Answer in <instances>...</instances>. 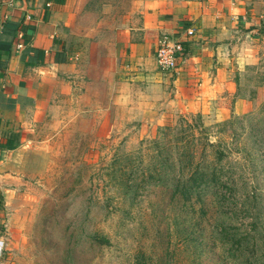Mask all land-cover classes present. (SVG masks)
<instances>
[{
	"label": "rangeland",
	"instance_id": "rangeland-1",
	"mask_svg": "<svg viewBox=\"0 0 264 264\" xmlns=\"http://www.w3.org/2000/svg\"><path fill=\"white\" fill-rule=\"evenodd\" d=\"M140 1L93 0L87 9L100 20L115 14L102 24L119 30L139 23ZM259 31L245 43L248 61L229 64L221 88L195 110L184 101L172 105L174 73L156 65L143 79L116 67L97 70L95 84L84 83L90 77L83 71L82 85L75 89L72 80L65 95L56 86L0 169L17 183L0 218V264H162L163 209H193L198 218L183 225H192L197 241L169 246L167 264H264V27ZM232 119L242 120L235 138L226 125ZM159 145L171 152L172 182L194 178L209 163L207 180L225 184L233 198L222 203L207 189L199 200L176 201L153 187ZM189 160L194 167L180 170L178 162Z\"/></svg>",
	"mask_w": 264,
	"mask_h": 264
},
{
	"label": "crops",
	"instance_id": "crops-1",
	"mask_svg": "<svg viewBox=\"0 0 264 264\" xmlns=\"http://www.w3.org/2000/svg\"><path fill=\"white\" fill-rule=\"evenodd\" d=\"M92 2L0 0V169L7 153L20 146L29 118L51 102L56 86L65 95L72 80L76 89L88 74L84 83L95 84L97 70L116 67L143 79L155 67L158 41L170 37L184 49L172 76V105L184 101L195 110L194 103L206 102L221 88L230 65L248 61L251 48L245 43L264 27L259 13L264 0H141L139 23L119 30L102 24L115 14L100 20L88 11ZM16 185L0 170V218Z\"/></svg>",
	"mask_w": 264,
	"mask_h": 264
},
{
	"label": "trees",
	"instance_id": "trees-1",
	"mask_svg": "<svg viewBox=\"0 0 264 264\" xmlns=\"http://www.w3.org/2000/svg\"><path fill=\"white\" fill-rule=\"evenodd\" d=\"M227 127L231 129L232 133V138L236 136H240V134H237L236 131L238 128H242V120L239 119H232L226 123ZM237 127L234 129V127ZM156 145H154L155 147ZM182 148H187L186 146H182ZM158 150V155L162 157L163 160H161L159 164V176L157 179H154L153 177L151 179L153 183V187L160 189L162 192L166 193L169 195V197H174L176 201H187L191 199L199 200L200 199V194L203 190H213L211 191V194L214 198H218L220 202H226L229 200V198L233 197H228L225 193L226 191V185L225 184H220L217 185V182H214L213 180H207L208 173L210 171L209 163L206 164L205 166L203 165L202 170H197L194 171V175H196L194 178L188 179L186 182H181L180 181H171L168 175L166 174H171L173 173V164L172 161L170 162L169 159L166 160L167 155L171 154L170 150L168 147H165L163 145H159L157 147ZM192 154H190V158L192 159L194 157V151L192 148ZM183 153L179 154L182 155ZM191 161L189 160L187 163H179V169H183L186 167H191V169L194 167L193 165L190 164ZM163 172L164 174H162ZM199 172V173H198ZM172 179H175L172 177ZM225 190V191H224ZM205 192V191H204ZM218 195V197H217ZM186 203H181L182 208H186L187 205ZM169 211V210H168ZM163 209V213L161 216V220L165 222L163 224L162 228L160 230H157V235H158V243L161 246L162 250L159 255L161 258V263L162 264H167L169 260V256H172L174 252H171L168 249L169 246L174 245L177 246L178 244L183 245V247L189 246L191 243H194L197 241V235L194 232V229L192 228V225L189 227H183L184 222H193V220H197L196 216L194 217L193 215V209H175L174 212L172 213L169 211V213ZM187 214V217L185 216ZM198 217L200 215L198 214ZM171 221V223H170ZM247 235H245L244 238H246ZM177 242H176V239ZM176 243V244H175ZM200 242H196V246L199 245ZM195 251H193L194 253ZM201 254V253H200ZM197 254V255H200Z\"/></svg>",
	"mask_w": 264,
	"mask_h": 264
},
{
	"label": "built area",
	"instance_id": "built-area-1",
	"mask_svg": "<svg viewBox=\"0 0 264 264\" xmlns=\"http://www.w3.org/2000/svg\"><path fill=\"white\" fill-rule=\"evenodd\" d=\"M13 0H9L12 2ZM187 35H192L193 31L188 30ZM184 49L181 41L170 37H163L157 43L155 52V65L159 72L165 74L175 73L178 60L183 55Z\"/></svg>",
	"mask_w": 264,
	"mask_h": 264
}]
</instances>
